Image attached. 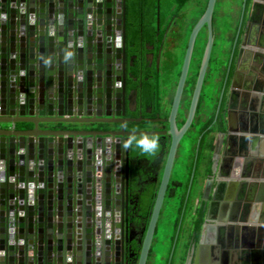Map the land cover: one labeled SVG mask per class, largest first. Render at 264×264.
Wrapping results in <instances>:
<instances>
[{
    "label": "water",
    "instance_id": "95a60500",
    "mask_svg": "<svg viewBox=\"0 0 264 264\" xmlns=\"http://www.w3.org/2000/svg\"><path fill=\"white\" fill-rule=\"evenodd\" d=\"M216 2L208 0L192 28L168 116L150 119L167 125L134 129L129 123L143 117L129 115L138 101L128 87L126 0H0V264H128L134 225L129 216L132 138L168 134L170 146L152 213L141 243L137 241L136 264L148 263L180 145L203 92L215 42ZM245 2L215 110L217 119L224 100L221 129L214 131L210 150L213 177L200 191V238L191 239L183 264H230L221 246L224 240L231 244L232 237L239 244L242 221L233 211L212 222V202L225 185L249 182L264 188V171L254 152L257 141H264V105L260 107L261 97L253 91L264 89V76L253 87L250 73L245 78L249 83L242 82L238 63L231 73ZM205 25L201 65L185 121L178 126L195 42ZM246 36L241 37L243 45ZM242 94L248 96L252 119L241 111L236 123ZM224 145L227 159L221 163L217 156ZM244 219L259 222L264 230V217Z\"/></svg>",
    "mask_w": 264,
    "mask_h": 264
},
{
    "label": "trees",
    "instance_id": "16d2710c",
    "mask_svg": "<svg viewBox=\"0 0 264 264\" xmlns=\"http://www.w3.org/2000/svg\"><path fill=\"white\" fill-rule=\"evenodd\" d=\"M228 1L230 2V0ZM207 2L208 0H126V46L127 58L129 63L128 71L130 69V66L131 68H133L132 64L130 63L131 56L133 54H137V57L134 60L136 63V66L134 68L135 73L139 74L138 72L140 70V67L142 65L145 66V71L143 73L144 79H142L144 83L142 88L140 89L139 102L144 106L152 105L153 115H157V113L160 111L162 112V115L167 116L169 114L173 96L171 95L169 99H165V93H163L162 86H160V79L162 77L164 79H167L168 81L173 79L174 82L172 84L174 90V83L175 85L177 84V81L180 76L181 67L183 64V59L185 56L190 33L198 19L204 13L207 6ZM218 4L219 0H217L216 2V7L213 15V30L215 42L205 77V84L194 122L186 134V137L191 136V139L193 141V148H196V138L200 132L203 133V137L201 139L199 147L197 166H199L205 161L209 164V167L211 165V156L209 151L213 148V131H215L218 127V129H221L222 117L223 113L225 112L223 100L219 115L216 119L215 110L217 102L213 101L219 95L215 96V93L213 92V89H211V87L214 86V88H216L219 84V86L222 85L227 71L229 55L235 39V36H233L230 40H228L229 48L225 50V53L219 52V44L221 39H219V31L215 22ZM225 4H227V1H225ZM190 7H195L197 13L196 16H193L189 19L188 10ZM228 15H226L225 13L224 18L222 19L223 28H228L229 26H231L229 21L230 16ZM207 36L208 30L207 26L205 25L200 30L195 42L190 69L186 80L185 90L179 108V119L177 122L178 126H181L184 123L188 112L191 96L196 83L204 49L207 42ZM239 41L240 38L238 39V44ZM163 42L164 47L160 70L161 75H158L155 65L150 66L148 64V61L145 60L144 51L147 50V44H155V49L157 51ZM233 67L234 61L231 73ZM149 74H153L154 78L156 79H146ZM129 77L131 80V84L129 86L131 88L137 87L135 86L137 84V81L135 82L132 76ZM172 84L168 85L171 86ZM209 84L211 85L210 88L207 86ZM206 112L209 113L207 114ZM204 114H207L205 118L202 117L204 116ZM150 124H152V122H148L145 120L133 121L129 123V127H149ZM165 124L167 125V121ZM193 130H196L197 134L195 133L196 131L192 132ZM169 146L170 136L168 134L137 135L132 138L130 152L132 168H141L143 174L145 175L156 173L158 176V182H153L151 184L152 187L150 188V191L147 196H145L143 199H140L139 203L136 204L137 209H140V216L133 214V219L139 224H144L145 226L148 225ZM182 148L183 144L180 145V149L174 167L175 175H177L174 176L173 171V176L169 184V190L167 191L165 197L164 205L162 208V214L160 216L156 235L147 264H150L151 259H153V257L156 255V249H158L160 246L162 248L163 245H165L163 247V250L161 249L163 251V264H169V257L172 251V246L175 242V233L177 231L178 222L181 220H185L186 216L191 212L193 208L194 202L191 195L190 197H187V189L192 168L195 162L193 152L195 149L187 155L189 161L181 160V163H184L185 171V178L182 181L176 171V166L179 163V156H182L184 154H182ZM178 181H180V187L178 188V190L176 189L177 191L175 192V188L177 187V185L175 184ZM171 203H173L176 208V223H174V234L170 237V239H167L166 241H160L158 234L162 216L164 214L165 207L167 205H170ZM192 216L193 224L191 227V231L189 232L188 238L187 240H184V242H186L183 244V249H181L180 253H178V245H180V240H178L179 243L177 242L176 251L172 258L171 264H175V261H177L175 260L176 254L179 255V259L183 263L185 260L189 240H191L192 238L196 239L198 237L204 219L203 205L198 206V208L196 209V213H192ZM182 231L183 230H181V232Z\"/></svg>",
    "mask_w": 264,
    "mask_h": 264
},
{
    "label": "crops",
    "instance_id": "0c3cea01",
    "mask_svg": "<svg viewBox=\"0 0 264 264\" xmlns=\"http://www.w3.org/2000/svg\"><path fill=\"white\" fill-rule=\"evenodd\" d=\"M251 12L253 15L252 18L256 20L252 21V25L255 28V31H253L254 35L251 37L247 34L246 45H243L241 43L242 39H240L234 64L238 63L239 69L244 75V77H242V82L244 84L249 83L245 78L250 76V74L252 75L254 81L251 84L254 87L257 82L258 85L261 83V81L259 82L257 79L264 76V31L260 21L261 19L264 21V4H259L257 7L254 6ZM241 48L245 49L239 56ZM262 86L264 87V81L262 82ZM250 88H246L245 90ZM263 90H253L255 93H258L256 95L261 97L259 102L260 107L264 105ZM260 114L264 116V110L260 111ZM226 147L227 145H224L223 149ZM254 150V152H256V162L260 160V171H264V141L258 140L254 146ZM220 156L224 157L223 154ZM240 180L243 181L244 178ZM241 183L244 184L243 182ZM251 189L253 192L250 195ZM212 203V216L214 217L211 219L212 221H215V217L218 218L222 214L233 215V211L238 212L236 215L240 218L239 221H242L243 227L240 233L241 237L239 244L236 245L234 243L236 239L232 237L231 244H229L228 240L226 242L224 240V246H221L227 252L224 254L228 262L230 264H264V230L260 227L262 224L259 222H247L244 219L264 217V188L258 184L251 187L249 182L246 185L238 184L232 188H230L229 185H225L222 189V194L216 195ZM209 257H211V255Z\"/></svg>",
    "mask_w": 264,
    "mask_h": 264
},
{
    "label": "flooded vegetation",
    "instance_id": "af4514ba",
    "mask_svg": "<svg viewBox=\"0 0 264 264\" xmlns=\"http://www.w3.org/2000/svg\"><path fill=\"white\" fill-rule=\"evenodd\" d=\"M230 3L234 5L236 3V1L235 0H230ZM243 3H244V0H243ZM245 3H246V6H245V11H244L242 29H241L240 36H239L240 39H241V37H243L244 35H247V34H249L248 36L253 37V35H254L253 31H255V28L252 25L253 24L252 21L254 19L252 18L253 15H252L251 11H252V8L254 6L257 7L259 4H264V0H255V1L254 0H246ZM227 5L229 7H231L230 4H227ZM242 6H243V4H242ZM241 12H242V9H241ZM240 16H241V14H240ZM254 21H256V20H254ZM260 21L262 23V27H263V31H264V21H263V19H261ZM237 30H238V27H237ZM236 34H237V31H236ZM163 47H164V42L160 45L159 49L156 51L155 44H151V45L147 44L146 45L147 50L144 51L145 60L148 61V64L150 66L155 65V68H156V70L158 72V75L159 74L161 75L160 70H161V63H162ZM151 54H153V58L151 57ZM136 57H137V54H133L131 56L130 63L132 64L133 68H131V66H130V69H129L128 72L132 76L133 80H135V82L137 81V84L135 85L137 87H133V90H134V94H136V99L138 101V105H137V108H136L135 111L129 112V115L137 117V118L142 116L143 118H142L141 121L145 120V121H148V122H152V124H150L149 127L147 126V127H141V128L158 129V128H161L166 122L165 123L161 122V121L160 122H156V121H152L150 119H156V118H159V116L160 117H167L168 115L167 116L162 115L161 111L158 112L157 115H153L152 114V111H153L152 105L144 106V105L140 104V102H139V99H140L139 98V94H140V89L142 88L143 83H144L142 79H144V74L143 73L145 71V66L142 65L140 67L139 72H138L139 74H136L135 73V69H134L135 66H136V63L134 61L136 59ZM149 78H151L153 80L156 79V78H154L153 74H149L146 79H149ZM168 82L169 81L167 79H164L163 77L160 79V83H161L160 86H162V91H163V93H165V98L167 96L170 98V96L173 93V91H172V93H169V90H171V87L168 85ZM177 83H178V81H177ZM130 84H131V80H130V77H129V79H128V87L130 89H132L129 86ZM176 86H177V84H176ZM175 90H176V87H175ZM184 90H185V88H184ZM174 94H175V92H174ZM172 98H174V95H173ZM247 101L249 102V99L246 98V96L244 97L243 94H242V97L240 99L239 106H238L239 107L238 112H237L236 115H234V118L237 120L236 123H238V120H239L238 116H239V113L241 111L243 112V114H247V117H248L247 119H250V120L252 119L251 118L252 117L251 116V112H252L251 106L247 105ZM172 102H173V99H172ZM171 105H172V103H171ZM147 113H149L150 115L147 114ZM178 115H179V112H178ZM178 119H179V117H177V122H178ZM130 128H134V127H130ZM165 128H167V127H165ZM134 129H139V128H134ZM213 133H215V132L213 131ZM215 137L216 136H213V146H214ZM223 151H224V149L222 148V152L217 156V159H219L221 163L224 162L225 158L227 159V156L224 155ZM209 153H210V151H209ZM222 154L224 155V157L220 156ZM201 164H203V163H201ZM199 166H197L196 172H195V176L198 174V176H196V182H195V176H194V179H193V182H192V185H191L190 189H189L190 180H189L188 189H187V197L188 196L190 197V195L192 196L193 193L195 194V191H199V197H198V200H196L195 209H194V212H193L194 214L196 213V209L198 208V206H200L203 203L202 201H200V196H201V192L200 191L202 189V184H205V182L207 180H209L210 178L213 177V175L210 172L209 164L207 162H205V167H204V169H202V171H201V167L199 168ZM193 167H194V165H193ZM226 169H228L227 166L224 167L222 172L226 171ZM192 171H193V168H192ZM191 174H192V172H191ZM223 178H225V175L223 176ZM190 179H191V176H190ZM153 182H155V183L158 182V176H157L156 173L150 174V175H145V174H143L141 168H138V169L132 168V176H131V180H130V190H129L130 201H131L132 204L129 206V216L131 217L130 221L134 222V225L132 227V232H131L132 236H130V240H129V244L130 245H129L128 251L126 253V255H128V264H136V262H137V255H138V253L140 251L139 250L140 244L137 241L140 242V240L143 239V237H144L143 229H145V227H146L144 224L143 225L139 224L133 219V216L135 214L140 216V213H139L140 209H137V205L136 204L139 203L140 199H143L145 196H147V194L150 191V188L152 187L151 184ZM175 185H177V187L175 188V192H176L178 190V188L180 187L179 186L180 185V181L176 182ZM222 189L218 192L217 195H221L222 194ZM168 194H169V192H168ZM212 199L213 198H212V195H211V197L209 198L208 203L212 202ZM212 215H213V211L211 213V216ZM213 218L214 217L212 216V219ZM181 221H179L178 225H177V231H178V229H180V232H179L180 234H179V239L178 240H181L182 232L185 230V226H184V221L185 220H181ZM212 222H214V221H212ZM181 230H183V231L181 232ZM177 231H176V233H177ZM197 238L198 239L200 238V231H199V235H198ZM134 239H136V240H134ZM191 243L192 242L190 240L189 243H188V248L187 249H189V246L191 245ZM193 258H194V256H193ZM193 258H192V260H193ZM204 259L207 261V258H204ZM208 259L210 261L211 257H209ZM234 264H237V263H234Z\"/></svg>",
    "mask_w": 264,
    "mask_h": 264
},
{
    "label": "rangeland",
    "instance_id": "374dc122",
    "mask_svg": "<svg viewBox=\"0 0 264 264\" xmlns=\"http://www.w3.org/2000/svg\"><path fill=\"white\" fill-rule=\"evenodd\" d=\"M225 1H228V0H225ZM225 1L219 0V4L217 5V13L215 16V22H216V26H217V29L219 31V36H220L219 39H221L220 44H219V52H222V53L223 52L225 53V50L229 48L228 40H230L233 36L236 35L237 27H238L239 22H240V14H241V9H242V4H243V0H236V3L234 5L228 1L227 4L231 5V7H229L227 4H225ZM190 8H191V10H190ZM190 8L188 10V18L189 19L193 16H196V13H197L195 7H190ZM225 13H226V15H228V13H229L228 16H230L229 21H230L231 26H229L228 28L222 27V19L224 18ZM173 82L174 81L172 79L168 82V84H172ZM219 85L216 88H214V86L211 87L210 84L207 86L209 88L211 87V89H213L215 96H218L220 94V91L222 88V85L221 86H219ZM170 87H171V90H169V93H172V91H173V93H172V96H173L174 92H175L174 90L176 87L175 83H174V90H173V84ZM167 97L165 99H169V97L168 98ZM217 98H215L213 102H218ZM207 114H204V116H202V117L205 118V116ZM202 126H200V127H202ZM198 129H199V126H198ZM195 131L196 130H193L192 132H195ZM195 133L197 134V131ZM201 134H202L201 132L198 134V136L196 138L197 140ZM197 140H196V145H197ZM191 151H193L194 155H195L196 148H193V141L191 139V136H187L183 139L182 154L183 153L184 154L182 156H179L180 157L179 163L176 166V171L178 173L179 178L182 181L185 178V171H184V163H181V160L182 161H185V160L189 161L187 155ZM205 162H203V164H200V166H199V168L201 167V171L205 167ZM176 175H175V170H174V176H176ZM197 176H198V174H197ZM198 197H199V191H195V194L194 193L192 194V199L194 202L193 208H192L191 212L186 216V219L184 221L185 230L182 232V235H181L182 238L180 241H184L185 239L187 240L189 232L191 231V227L193 224L192 213L194 212L196 200H198ZM175 220H176V208H175L174 204L171 203L170 205H167L165 207L164 214L162 216L161 225H160L159 234H158L160 241H162V240L166 241L167 239H170V237L174 234V229H175L174 223H176ZM164 246L165 245H163L162 248L160 246L158 249H156L157 250L156 255L153 257V259H151L150 264H163V258H162V252L163 251L162 250H163ZM182 247L183 246H181V248ZM175 260H177V261H175V264H183L182 261H180L178 254L175 255Z\"/></svg>",
    "mask_w": 264,
    "mask_h": 264
}]
</instances>
